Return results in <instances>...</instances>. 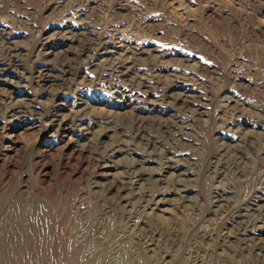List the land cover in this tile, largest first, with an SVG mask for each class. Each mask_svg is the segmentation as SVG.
I'll return each mask as SVG.
<instances>
[{
  "label": "rangeland",
  "instance_id": "rangeland-1",
  "mask_svg": "<svg viewBox=\"0 0 264 264\" xmlns=\"http://www.w3.org/2000/svg\"><path fill=\"white\" fill-rule=\"evenodd\" d=\"M0 264H264V0H0Z\"/></svg>",
  "mask_w": 264,
  "mask_h": 264
},
{
  "label": "bare ground",
  "instance_id": "bare-ground-1",
  "mask_svg": "<svg viewBox=\"0 0 264 264\" xmlns=\"http://www.w3.org/2000/svg\"><path fill=\"white\" fill-rule=\"evenodd\" d=\"M142 121H143V119H142ZM143 127V126H142ZM168 127V126H167ZM136 128V127H135ZM163 128V126H159V130H161ZM137 129V128H136ZM164 130H166V129H164ZM143 135V134H142ZM141 135V136H142ZM147 135V134H146ZM145 137V136H144ZM149 137V136H148ZM151 138V137H150ZM153 139V138H152ZM141 143V142H140ZM145 145H147V144H145ZM154 145V144H153ZM153 147V146H152ZM155 147V146H154ZM167 152V151H166ZM140 171V170H139ZM137 177V176H136ZM144 196V195H143ZM229 210V209H228ZM229 213V212H228ZM243 216V215H242Z\"/></svg>",
  "mask_w": 264,
  "mask_h": 264
}]
</instances>
